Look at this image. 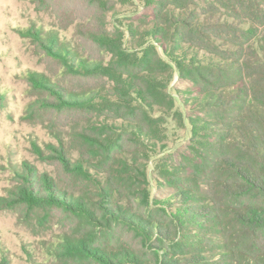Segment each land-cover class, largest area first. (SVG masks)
<instances>
[{"label": "trees", "instance_id": "1", "mask_svg": "<svg viewBox=\"0 0 264 264\" xmlns=\"http://www.w3.org/2000/svg\"><path fill=\"white\" fill-rule=\"evenodd\" d=\"M26 33L84 81L67 91L28 73L41 108L82 115L79 128L66 132L78 157L71 160L60 136L50 155L34 145L65 182L23 165L14 198L2 199L7 208H56L82 223L85 235L64 234L54 255L74 264H264V0H157L137 53L119 37L90 34L111 54L106 66L82 58L55 32ZM162 55L177 60L184 109L201 114L191 122L209 134L192 165L178 166L175 190L150 198L144 147L160 121L152 115L174 103ZM119 229L138 249L107 241Z\"/></svg>", "mask_w": 264, "mask_h": 264}, {"label": "rangeland", "instance_id": "2", "mask_svg": "<svg viewBox=\"0 0 264 264\" xmlns=\"http://www.w3.org/2000/svg\"><path fill=\"white\" fill-rule=\"evenodd\" d=\"M156 2L0 0V262L74 264L72 260L54 255L53 250L64 234L85 235L86 232L80 221L59 209L27 205L7 208L2 200L14 198L13 192L19 185L17 171L23 165L64 180L58 164L40 160L34 145L43 154L50 155L51 146L58 148L55 136H60L64 148L72 149L69 157L75 161L78 155L73 151L66 132H71L72 127L79 128L83 123L80 113L41 108L38 100L42 96L28 84V73H41L55 86L67 91L79 89L84 81L68 75L64 66L48 57L34 37L26 32L32 29L46 34L55 32L59 37L64 36L67 42L71 41L82 58L106 66L111 54L104 46L94 43L90 34L104 32L111 39L119 37L122 48L131 54L137 53L140 43L147 40ZM131 32L136 35L132 36ZM137 55L141 56L140 53ZM162 58L172 69L166 80V91L172 95L174 103L172 110L165 115H152L160 121L155 126L156 132L152 133L151 147H144L150 198L167 196L175 190L173 185L179 181L178 166L192 165L190 159L194 157V151L200 149L199 142L204 140L202 136L209 134L191 122L201 114L190 107L184 109L183 104L186 103L180 98L188 95L181 94L184 89L178 80L177 60H168L163 55ZM101 82L93 83L99 85ZM201 123L198 121L197 124L205 129ZM184 158L189 161H184ZM115 238L117 243L111 241ZM107 241L115 246L138 249V240L125 230H114Z\"/></svg>", "mask_w": 264, "mask_h": 264}]
</instances>
